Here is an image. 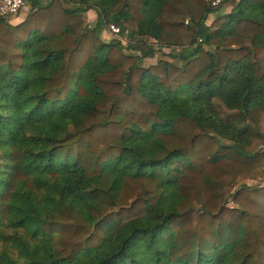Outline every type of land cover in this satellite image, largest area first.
Here are the masks:
<instances>
[{
    "label": "trees",
    "instance_id": "trees-1",
    "mask_svg": "<svg viewBox=\"0 0 264 264\" xmlns=\"http://www.w3.org/2000/svg\"><path fill=\"white\" fill-rule=\"evenodd\" d=\"M227 1L0 16V264H264V0Z\"/></svg>",
    "mask_w": 264,
    "mask_h": 264
},
{
    "label": "built area",
    "instance_id": "built-area-1",
    "mask_svg": "<svg viewBox=\"0 0 264 264\" xmlns=\"http://www.w3.org/2000/svg\"><path fill=\"white\" fill-rule=\"evenodd\" d=\"M26 1L27 0H0V16L10 17L18 15L26 7ZM224 1L225 0H206L208 7L211 9H217L221 7ZM210 15L212 14L210 13ZM186 24H189V19L186 20ZM104 32L107 39L117 38L126 44L131 41L129 30L122 32L121 27L115 23L106 24Z\"/></svg>",
    "mask_w": 264,
    "mask_h": 264
},
{
    "label": "rangeland",
    "instance_id": "rangeland-1",
    "mask_svg": "<svg viewBox=\"0 0 264 264\" xmlns=\"http://www.w3.org/2000/svg\"><path fill=\"white\" fill-rule=\"evenodd\" d=\"M43 2H45L46 0H42ZM231 9H232V2H229V1H227V2H224L223 3V5H221V7H219V8H217V10H220V11H222L223 13H228V12H230L231 11ZM29 10H30V2H29V0H27L26 1V7L18 14V15H16V16H10V17H7V20L8 21H10L11 22V20H13L14 18H16V17H18L21 13H25V12H29ZM216 10V9H215ZM96 12V11H95ZM95 12H87L86 14H85V20H86V23L88 24V25H94L95 24V22H96V20H97V17H98V15H97V12L95 13ZM214 13V12H213ZM212 13V14H213ZM212 18H213V15H210L209 16V18H208V20H207V24L208 25H211V21H212ZM187 20L189 19V18H186ZM12 23V22H11ZM186 23V22H185ZM103 36L105 37L106 36V34H105V32H103ZM106 38V37H105ZM143 46V45H142ZM144 47V49H147V47L146 46H143ZM165 49H168V50H165L166 52L167 51H169V48H165ZM155 60H156V57L155 58H149V59H146V61L144 62L146 65H148V64H152V62H155ZM247 183L249 184V185H252V186H255V185H259V184H264V177L263 178H260V179H258V180H249V181H247ZM229 206H231V207H234V204L233 203H229Z\"/></svg>",
    "mask_w": 264,
    "mask_h": 264
},
{
    "label": "crops",
    "instance_id": "crops-1",
    "mask_svg": "<svg viewBox=\"0 0 264 264\" xmlns=\"http://www.w3.org/2000/svg\"><path fill=\"white\" fill-rule=\"evenodd\" d=\"M91 11L95 12L93 10H90L89 12H91ZM27 14H28V12L21 13L18 17H16L13 20H11V22L14 23V24H18V23L22 22L26 18Z\"/></svg>",
    "mask_w": 264,
    "mask_h": 264
},
{
    "label": "water",
    "instance_id": "water-1",
    "mask_svg": "<svg viewBox=\"0 0 264 264\" xmlns=\"http://www.w3.org/2000/svg\"><path fill=\"white\" fill-rule=\"evenodd\" d=\"M127 4L124 5V7L120 10V13H122L125 10Z\"/></svg>",
    "mask_w": 264,
    "mask_h": 264
}]
</instances>
